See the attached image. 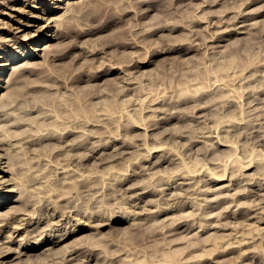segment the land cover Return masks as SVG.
<instances>
[{
    "label": "rangeland",
    "instance_id": "rangeland-1",
    "mask_svg": "<svg viewBox=\"0 0 264 264\" xmlns=\"http://www.w3.org/2000/svg\"><path fill=\"white\" fill-rule=\"evenodd\" d=\"M80 1L82 0H23L11 7L12 9L0 7V100L4 97L12 73L18 69L17 67L21 68L26 62H32L36 66L39 62L37 67L41 69L39 72L37 69L30 76L25 73L28 79L25 80V84L18 87L25 92L19 96L20 101L18 97L11 105V102L2 100L1 102L4 101L3 103L11 106L9 109V105L6 108L5 104L2 107L0 103V116L7 110L9 114H6L10 116L4 114L0 117L8 118L7 120L4 117L6 122L0 119V126L6 125L4 131L0 128L2 130L0 132V202H5L7 207L1 208L0 213L2 215L8 213L6 217L11 219L10 222L7 218L3 219L5 216H1L0 248L5 246L4 250L8 247L17 248L19 242L30 243L34 239L38 240V235L48 239L75 228L79 231L51 249L40 248L30 251L28 256L5 260L3 264H31L30 262L45 264L47 258L51 259V253L56 257L53 260L48 259L50 262L47 261L46 264H70L71 261L74 264H189L188 262L191 261L190 264H264V0H170L172 2L160 3L152 10L146 7L147 4L140 6L135 4L132 9L136 7L137 9L134 11L130 9L132 4H128L127 0L124 2L117 0L116 3L107 0L108 6L103 4L99 6L96 0H87L86 11L78 14L74 20L70 19V22L74 23L75 27L77 24V30L79 27L82 29L89 25L99 26L100 29L94 31L95 33L85 34L86 36L71 33L57 39L50 38L58 31L60 24L58 22L63 14L70 13L68 4L70 7H75L77 4V7ZM155 1L149 0V4H155ZM128 5L131 7L128 8ZM73 7L70 9L72 10ZM6 24H9V28ZM10 28H14L13 32ZM17 29L18 31L15 32ZM168 45H172L175 49L179 47V50L166 53L164 50ZM51 46L52 48L55 46L54 52L51 48L52 53L49 49ZM44 47L51 55L48 51L47 54L45 50L42 51ZM84 52L87 53L86 56ZM46 56L51 57L52 61L49 59L48 62L51 65L47 63ZM77 57L80 59L77 60ZM116 66H120L121 69ZM69 74L73 76V82ZM50 87L52 90H48ZM49 97H53L51 101ZM43 99L45 102H50L48 103L50 107L48 104L44 105V108L46 106L48 109L40 107L44 104ZM32 102L35 105L30 104ZM30 106L35 108L36 113L28 111L33 109ZM65 106L72 109H67ZM37 110L42 116L44 112L47 113L44 114L47 124L52 123L53 127L59 124V130L58 127H54L56 130L64 132V129L73 128L74 132L65 137L57 136V142L45 140L40 143L41 145L43 142L49 143L47 146L44 143L42 146L40 144L29 146L26 143L27 139L22 141L20 137L27 135L26 137L30 138V135L37 132L36 123L39 120L38 124H41L40 117H42L37 114ZM26 111L27 114L24 113ZM20 114L24 116L23 118L27 117L28 120H24L30 122V125L33 116L36 122L33 124L36 125L9 127L7 124H11L10 120L14 116L21 117ZM15 117L11 121L14 122ZM72 120H76L74 121L76 124ZM44 123L41 124L44 126L41 127L43 133L47 130L45 126H49ZM51 126L48 127L50 129L48 132L52 133V129H55ZM13 129L18 133L15 131V134ZM39 130L41 131L40 128ZM10 131H13L14 136L12 133H10L11 137L9 136ZM86 131L87 134L83 135ZM89 133L94 138H90ZM15 140H20V143L12 144L11 142ZM92 140L93 143L99 144L96 146H99V149H96L95 144L90 143ZM73 143L83 144L72 148L70 145ZM53 144L54 146L60 144L65 150L60 145H57V149L53 148ZM89 145L94 148L91 149ZM84 146L89 147L86 149ZM33 147H36L35 150ZM46 147L56 151L52 152V149ZM11 150L15 154L18 152V157L22 156L20 161L17 155V158L14 157L16 160L12 159L15 154ZM43 150H48L49 156L46 157L47 152L43 153ZM62 150L67 151L68 154L63 153ZM87 150L89 152H85ZM23 151L30 154V157L25 152L23 156ZM8 154L11 157L10 155L7 157ZM24 157L28 161L24 160ZM7 160L10 162H6ZM9 163L14 164V170ZM28 163V168L31 166L32 170L28 171ZM69 163L70 165L75 163V166L81 168L76 167L77 172H74V169L76 170L74 164L72 167ZM57 165H60V168L62 165L64 167L58 169ZM66 167L72 173L66 171L69 176L62 175L61 178L59 172H63ZM53 169L55 171H52ZM13 173L17 175V180ZM90 173L92 176L93 173L96 174L98 178L94 176L97 178L94 179L91 175L89 177ZM77 174H80L79 177ZM28 176L30 179L27 178ZM86 176L93 180L85 179L83 185ZM21 177L23 178L20 179ZM33 177L38 180H32ZM76 177L83 182L80 183ZM122 177H125L124 180ZM34 181H40L41 184ZM78 182L82 186H79ZM1 183H4L5 188ZM67 183H71L69 187ZM135 183L136 187L133 185ZM90 184L97 187V194ZM72 185H76L78 189L73 188ZM87 185L90 192L92 190L95 192L90 193ZM104 185L105 189L111 187L105 190ZM84 186L85 189L82 188ZM30 188L31 190L33 188L32 191L36 194L32 193ZM21 189L25 190H22V194L19 193ZM99 190L101 192L103 190V194ZM28 194L30 195L27 196ZM82 194H86V197ZM101 194L103 196H100ZM18 195H22L20 200H23L20 201L21 203H14ZM87 195L91 197L88 198ZM111 195H113L112 199ZM46 197L48 198L45 199ZM94 199L97 201L106 199V201H96L98 206L92 207ZM34 200H42L41 203L36 202L39 208ZM86 203L90 211L86 208ZM31 204L36 205L37 208ZM14 206L19 210L18 213ZM61 207L62 209L59 210ZM40 209L43 210L42 213L37 211ZM122 209L126 210L125 214ZM73 210L77 214H74ZM62 211H65L64 215ZM9 212L12 214L10 215ZM102 216L104 217L101 219ZM3 220L6 221L1 222ZM172 220L174 223L178 220L176 225ZM19 222L23 224H19L20 227ZM89 224L93 225L88 226ZM95 224L98 226L95 227ZM100 224L103 225L100 227ZM13 226L21 228L20 232L11 233L10 229ZM38 228H41L40 233L43 228L45 229L43 234L36 235ZM160 229L163 230V234L158 232ZM158 234H161V237ZM192 236H195L194 239L198 241L199 246L193 243ZM12 239L15 242H12ZM199 241L204 243L200 244ZM76 243L79 249L76 248L78 247ZM62 246H66L67 249L69 247L66 254L64 250L66 248ZM191 247L193 251L197 250L193 252ZM199 247L201 249H198ZM70 250L75 254L72 255V260L68 261V258L71 259ZM86 251L91 253L88 254ZM48 252H51L50 255L47 254ZM187 253L192 255L188 256ZM59 257L61 261L64 260L62 263H59ZM110 257L116 258L117 262ZM107 260L109 262H105ZM184 260L187 263H184Z\"/></svg>",
    "mask_w": 264,
    "mask_h": 264
},
{
    "label": "bare ground",
    "instance_id": "bare-ground-1",
    "mask_svg": "<svg viewBox=\"0 0 264 264\" xmlns=\"http://www.w3.org/2000/svg\"><path fill=\"white\" fill-rule=\"evenodd\" d=\"M21 1H23V0H3V1L0 2V7L2 8V6H3V7H5L6 9H10L11 7H14V5H15L16 3H20ZM86 1H87V0H82V1H80L81 3L79 2V3H80V4H78L79 6L76 7L77 4L75 5L76 8L73 7V6H71V7H73L72 10L70 9V8H71V7H70V4H68V5H69L70 13L68 12V15L65 13L66 16H65V14H63L64 16H62V18H60V20H59V18H58L59 22H58V21H57V22L60 23L59 26H58L59 28L57 29L58 31H57L55 34L53 33V36H50V38L57 39V38L63 37V35H64V36H67L68 34H71V33H72L73 35H77V36H78V35H81V36H82V35H85V34H90V33H92V32L95 33L94 31L100 29L99 26L96 27V26H93V25H91V26L89 25V27H87V28H85V26H84L82 29H80V27H79V29L77 30V28H76V27H78L77 24H76V27H75V24L72 23V22H70V19H73V20H74V18L77 17L78 14L83 13V12L86 11V9H87V6L85 5ZM96 1L99 3V6L102 5V4L105 5V6H108V3L106 2L107 0H96ZM104 1H105V2H104ZM112 1H114V2L116 3L117 0H112ZM119 1H120V2H124V0H119ZM151 1H152V0H151ZM169 1H170V0H156V1H155V2H156L155 4H149V3H150L149 0H129V1L127 0L128 4H132V5H131L132 7L128 5V6H129L128 8L131 7L130 9H131L132 11H134V9H137V7L134 8V9H132V8L134 7L133 5H135V4L138 5V6H140L141 4H145V5L147 4L146 7H147L148 9H151V10H152V8H154V7L157 6L158 4H160V3H165V2H169ZM120 2H119V3H120ZM170 2H172V1H170ZM178 2H179V1H178ZM151 3H152V2H151ZM68 5H67V6H68ZM19 7H20V6H19ZM11 9H12V8H11ZM74 9H75V10H74ZM125 9H126V8H125ZM66 10H67V9H66ZM127 10L129 11V9H127ZM131 10H130V11H131ZM130 11H129V12H130ZM0 12H1V11H0ZM18 12H19V11H18ZM22 12H23V10H22ZM125 12H127V11H125ZM125 12H124V13H125ZM129 12H128V13H129ZM20 13H21V12H20ZM23 13H24V12H23ZM3 14H4V13H3ZM7 14H8V13H7ZM7 14H6V15H7ZM126 15H127V14H126ZM8 16H9V14H8ZM13 16H14V15H13ZM17 20H18V19H17ZM45 20H46V19H45ZM49 20H51V19H49ZM53 20H54V19H53ZM55 20H56V19H55ZM3 22H4V21H3ZM15 22H16V20H15ZM19 22H20V21H19ZM4 23H5V22H4ZM25 23H26V22H25ZM6 25H7V24H6ZM8 25H9V24H8ZM8 25H7V27H8ZM56 25H57V24H56ZM38 26H39V25H38ZM48 26H49V25H48ZM103 26H104V25H103ZM10 27H11V26H10ZM36 27H37V26H36ZM43 27H44V26H43ZM54 27H55V25H54ZM8 28H9V27H8ZM41 28H42V26L40 25V29H41ZM84 28H85V29H84ZM10 29H11V28H10ZM12 29H14V28H12ZM12 29H11V31L13 32ZM37 29H39V27H37ZM40 29H39V30H40ZM153 29H154V28H153ZM8 30H9V29H8ZM39 30H38V31H39ZM151 30H152V29H151ZM16 31H18V29L15 30V32H16ZM40 31H41V30H40ZM55 31H56V30H55ZM15 32H14V33H15ZM33 32H34V31H33ZM4 33H5V32H4ZM25 34H26V33H25ZM27 34H28V33H27ZM29 36H30V35H29ZM70 36H71V35H69V37H70ZM77 36H76V37H77ZM85 36H86V35H85ZM30 37H31V36H30ZM67 38H68V37H67ZM65 39H66V38H65ZM70 40H71V39H70ZM9 41H10V40H9ZM9 41H8V42H9ZM74 46H75V45H74ZM48 47H49V46H48ZM54 47H55V46H54ZM54 47L52 48V46H51V47L49 48L51 53H52L51 48L53 49V52H54V50H55ZM80 47H81V46H80ZM45 48H46V47H44V49H43L42 51L45 50V52H46V54H47L49 51L46 50L47 48H46V49H45ZM76 48H77V47H76ZM82 48H83V47H82ZM164 49H165V48H164ZM80 50H82V49L80 48ZM84 50H85V49H84ZM173 50H179V47L175 49L172 45H168V46H166V49H165L164 51H166V53H167V52L170 53V51H173ZM47 51H48V52H47ZM57 51H58V50H57ZM50 52H49V54H50ZM80 53H81V51H80ZM46 54H45V55H46ZM81 54H82V53H81ZM84 54H85V52H84ZM86 54H87V53H86ZM86 54H85V56H86ZM45 55H44V56H45ZM50 55H51V54H50ZM44 56H42V58H43ZM52 56H53V55H52ZM77 56H78V55H77ZM81 56L83 57V55H81ZM89 56H90V55H89ZM46 57H47V56H46ZM46 57H45V58H46ZM54 57H55V55H54ZM82 57H81V59H83ZM45 58H44V59H45ZM47 58H48V57H47ZM55 58H57V56H56ZM85 58H86V57H85ZM49 59H50V61H52V60H51V57H50V58H48L47 63L49 62ZM78 59H80V57H79V58L77 57V60H78ZM87 59H88V58H87ZM42 60H43V59H42ZM45 60H46V59H45ZM73 60H74V59H73ZM75 60H76V59H75ZM77 60H76V61H77ZM53 61H54V60H53ZM83 61H84V59H83ZM35 63H36V62H35ZM139 63H141V62H139ZM23 64H24V65H23ZM23 64H22L23 66H22L21 68H20V67H17L18 69H16L15 71L12 70L13 73H12V76L10 75L11 78H10V76H9V78H10V80H9V87L7 88L6 93H4V94H5L4 97H2V100H4L5 102H8V103L11 102V103H10L11 105H12V103H13L14 101H16V100L18 99V97H19L22 93H25L24 91L21 90V88H18L21 84H25V80L28 79V78H27L28 76H26L25 73H27V75H29V76H30V75H33V74L35 73V71H37V69H38L37 65H39V62H38V64H36V66H35V64L32 63V62H26V63H23ZM48 64L51 65V63H48ZM80 64L83 65L82 63H80ZM87 64H88V63H87ZM141 64H142V63H141ZM52 65H53V64H52ZM85 65H86V63H85ZM85 65H84V66H85ZM88 65H89V64H88ZM116 67H117V68H120V66H119V67L116 66ZM127 67H128V65H127ZM15 68H16V67H15ZM15 68H13V69H15ZM40 68H41V67H40ZM112 68H113V67H112ZM135 68H137V67H135ZM103 69H104V68H103ZM103 69H102V70H103ZM120 69H121V68H120ZM39 70H41V69H38V72H39ZM102 70H101V71H102ZM126 70H127V69H126ZM71 71H73V70H71ZM71 71H70V72H71ZM120 71H121V70H120ZM117 72H118V71H117ZM121 72H122V71H121ZM37 74H38V73H37ZM72 74H73V73H72ZM74 74H75V73H74ZM82 74H83V73H81V75H82ZM101 74H102V73H101ZM105 74H106V73H105ZM107 74H108V73H107ZM123 74H125V73H123ZM69 75H70V77H71L70 79H71L72 82H73V81H74V79H72L73 76H72L71 74H69ZM75 75H76V74H75ZM77 75H78V74H77ZM79 75H80V74H79ZM81 75H80V76H81ZM0 76H1V74H0ZM98 76H99V75H98ZM101 76H102V75H101ZM83 77H84V76H83ZM92 77H93V76H92ZM75 79H77V76H75ZM79 79H81V78H79ZM91 79H92V78H91ZM132 79H135V78L132 77ZM7 80H8V79H7ZM67 80L69 81V78H68ZM6 82H8V81H6ZM16 87H17V88H16ZM5 88H6V87H5ZM5 88H4V89H5ZM14 88H16V89H14ZM51 88H52V87H50L48 90H50ZM54 88H55V87H54ZM54 88H53V89H54ZM62 88H63V87H62ZM57 89H58V88H56V90H57ZM5 90H6V89H5ZM23 90H24V89H23ZM51 90H52V89H51ZM58 91H59V89H58ZM26 92H27V91H26ZM55 92H56V91H55ZM27 93H28V92H27ZM3 98H4V99H3ZM22 98H23V97H22ZM24 98H25V97H24ZM49 98H50V97H49ZM52 98H53V97L50 98V101H51ZM0 99H1V97H0ZM45 99H46V98H45ZM45 99H43L44 102H42V103H44V104H41V105L38 103V101H35V102H36L37 104H39L40 107H42V109H45V108L48 109V107H50V105H49L48 103H50V102H48L47 100H46L47 102H45ZM47 99H48V98H47ZM2 100H0V103L2 104V107H3V105H4V104L6 105V103H3L4 101L1 102ZM21 100H22V99H21ZM23 100H24V99H23ZM41 100H42V99H41ZM18 101H20V97H19V100H18ZM33 101H34V100H33ZM52 101H53V100H52ZM24 102H27V101H24ZM40 102H41V101H40ZM8 103H7V104H8ZM1 104H0V109H1ZM25 104H26V103H25ZM30 104L35 105V103L33 104V102L30 103ZM47 104H48L49 106H48V107L45 106V108H44V105H47ZM54 104H55V103H54ZM68 104L70 105V103H68ZM5 105H4V106H5ZM8 105H9V104H8ZM8 105H6V108H7ZM13 105H14V104H13ZM26 105L28 106V104H26ZM51 105H52V104H51ZM14 106H16V105H14ZM14 106H12V109H13ZM62 106H63V105H62ZM70 106H71V105H70ZM9 107H11V106L9 105V106H8V109H9ZM31 107H32V106H30V108H31ZM35 107L38 108L39 106H38V107L35 106ZM65 107H66V106H65ZM4 108H5V107H4ZM28 108H29V107H28ZM32 108H33V107H32ZM58 108H60V107H58ZM66 108H67V107H66ZM68 108L70 109L71 107L68 106ZM68 108H67V109H68ZM10 109H11V108H10ZM39 109H40V108H39ZM39 109H38V110H39ZM49 109H50V108H49ZM71 109H72V108H71ZM5 110H7V109H5ZM38 110H37V112H38ZM65 110H66V109H65ZM3 111H4V109H3ZM7 111H8V110H7ZM7 111H6V113H7ZM28 111H33V112H34V111H36V110H35V108H33V109H29ZM44 111H45V110H44ZM44 111H43V112H44ZM48 111H49V110H48ZM48 111H46V112H48ZM50 111H51V110H50ZM52 112H53V111H52ZM70 112H71V111H70ZM0 113H1V111H0ZM6 113L4 112V114H6ZM22 113H23V112H22ZM24 113L27 114V111L24 112ZM28 113H29V112H28ZM30 113H31V112H30ZM34 113H36V112H34ZM34 113H33V114H34ZM49 113H50V112H49ZM4 114H2L1 116H3ZM7 114H9V113H7ZM7 114H6V116H7ZM18 114H19V113H18ZM25 114H24V115H25ZM37 114H40V113L38 112ZM37 114H36V115H37ZM44 114H47V113L44 112ZM44 114H43V116H42V113L40 114L42 117H40V115H37L38 117H40V121H41L40 123H41V124H43L44 122H46V121H45V118H46L45 116H46V115L44 116ZM51 114H52V113H51ZM67 114H68V113H67ZM73 114H74V113H73ZM10 115H11V114H10ZM20 115H21V114H20ZM36 115H35V116H36ZM48 115H49V114H48ZM52 115H53V114H52ZM52 115H51V116H52ZM69 115H70V113H69ZM1 116H0V117H1ZM18 116H19V115H18ZM18 116H16L17 118L14 116V117H15L14 122L11 121V120L14 118V117L12 116L13 118H12V119L10 118L11 120L9 119L10 122H11V124H7V123H9V122H7V123H5V124L9 125V127H11V128H12V127H13V128H14V127L17 128L18 126L21 127V125H23V126H24V125H25V126H30V127H31V125H32V127H33V125H34V126H35L36 124L38 125V128H36L37 126L35 127L36 129H38V130H36L37 132H36L34 135H30L31 137L33 136V137H35V138H31V137L28 138V137H26L27 135L22 136V137L17 136L18 138L20 137V140H22V141H23V140L26 141V139H27L26 143H27L29 146H32V145H34V144H37V145H38V144H40L42 141H45V140H48V141H49V140H55V141H56V138H58L57 136L65 137L66 135H69V134H71V133L74 132V131L72 130L73 128H72V129H64V130H65L64 132H62V131H58V130H59V127H58L59 124H58V123H57V126L55 125L56 127H58V130H56V129L54 128L55 126H54V127L51 126V125H52L51 122L54 121V119H53V120L50 122L51 125H50V124H47L48 122H46V124L49 125V126H51L52 128H54L55 130H53V129L51 128L53 132H52V133H51L50 131L48 132V129H49L48 127H49V126H47V127L45 126V128L47 129L46 131H47L48 133H46V131H45V133H43L44 130H42L41 127L44 128V126L41 125V124H38V123H39V120H38V122L36 123V122L34 121L35 118L33 119V116H32L31 119H32L33 121L31 122L32 124L30 125V122H27V120H28L27 117L23 118L24 116L22 117V115H21V117L23 118V119H22L21 117H18ZM25 116H26V115H25ZM29 116H31V115H29ZM53 116H54V115H53ZM56 116H57V113H56ZM66 116H67V115H66ZM73 116H75V115H73ZM4 117H5V116H4ZM4 117H3V118H0V119L3 120ZM7 117H10V116H7ZM5 118H6V117H5ZM28 118H29V117H28ZM41 118H42V120H41ZM50 118L52 119L53 117H50ZM57 118H58V117H57ZM60 118H62V117H60ZM68 118H70V117L68 116ZM75 118H77V117H75ZM6 119L8 120V118H6ZM24 119H27V120H24ZM29 119H30V118H29ZM31 119H30V120H31ZM48 119H49V117H48ZM70 119H71V118H70ZM58 120H59V119H58ZM4 121H5V119H4ZM36 121H37V120H36ZM68 121H69V120H68ZM72 121H73V120H72ZM74 121H76V120H74ZM74 121H73V123H74ZM5 122H6V121H5ZM12 122H13V123H12ZM70 122H71V121H70ZM86 122H87V121H86ZM33 123H36V124H33ZM5 124H3V125H5ZM46 124L44 123V125H46ZM71 124H72V123H71ZM74 124H76V123H74ZM39 125H40V126H39ZM92 125H93V123H92ZM25 126H24V127H25ZM73 126H75V125H73ZM5 127H6V125H5L4 127H3V126H2V127L0 126V128H2V130H3V128H5ZM9 127H8V131H9ZM24 127H23V128H24ZM16 128H15V129H16ZM39 128L41 129V131L39 130ZM60 128H61V126H60ZM5 129H6V128H5ZM2 130L0 129V132H2ZM11 130H12V129H11ZM49 130H50V129H49ZM61 130H63V129L61 128ZM3 131H4V130H3ZM8 131H7V132H8ZM13 131H14V129H13ZM13 131H12V132H11V131L9 132V136L11 135L10 133H12V135L14 136V133H15L16 130L14 131V133H13ZM18 131H19V130H18ZM27 131H28V128H27ZM32 131H33V130H32ZM21 132H22V131H21ZM23 132H24V131H23ZM28 132H29V131H28ZM33 132H34V131H33ZM77 132H78V131H77ZM87 132H88V131H86L85 134H84L83 132H81V133H83V135H86ZM89 132H90V131H89ZM5 133H6V132H4L3 135H5ZM16 133H18V132L16 131ZM16 133H15V134H16ZM81 133H80V134H81ZM92 133H93V132H92ZM0 134H1V133H0ZM20 134H21V133H20ZM25 134H27V133H25ZM30 134H31V132H30ZM32 134H33V133H32ZM76 134H77V133H76ZM90 134H91V133H89L88 136H90V138H94V136H93L92 134H91V135H90ZM7 135H8V134H7ZM7 135H6V137L9 139V137H8ZM17 135H18V134H17ZM71 135H72V134H71ZM77 135H78V134H77ZM83 135H82V136H83ZM15 136H16V135H15ZM79 136H80V135H79ZM91 136H93V137H91ZM10 137H11V136H10ZM83 137H86V136H83ZM95 137H96V136H95ZM108 137H109V136H108ZM110 137H111V136H110ZM13 138H14V137H13ZM88 138H89V137H88ZM90 138H89V139H90ZM97 138H98V136H97ZM99 138H100V137H99ZM111 138H112V137H111ZM115 138H116V137H114V140H115ZM117 138H118V137H117ZM0 139H1V138H0ZM3 139H4V138H3ZM15 139H17V138H15ZM62 139H63V138H62ZM65 139H66V138H65ZM65 139H64V141H66ZM74 139H75V138H74ZM80 139H81V137H80ZM86 139H87V138H86ZM86 139H85V140H86ZM121 139H122V138H121ZM121 139H120V140H121ZM9 140H10V139H9ZM20 140H19V141H20ZM58 140H59V139H58ZM85 140H84L83 142H85ZM87 140H88V139H87ZM122 140H123V139H122ZM122 140H121L120 142H122ZM11 141H12V140H11ZM15 141H16V140H15ZM15 141H14V142H11V143H12V144H13V143H14V144H15V143L18 144L19 141H16V142H15ZM61 141H62V140H61ZM68 141H69V140H68ZM68 141H67V142H68ZM88 141H89V140H88ZM117 141H119V140L117 139ZM125 141H126V140H125ZM2 142H3V140H2ZM7 142H9V141H7ZM53 142H54V141H53ZM56 142H57V141H56ZM56 142H55V143H56ZM81 142H82V141H81ZM94 142H95V141H94ZM107 142H109V141H107ZM11 143H10V144H11ZM19 143H20V142H19ZM43 143L46 144L45 142H43ZM43 143H42V145H44ZM51 143H52V142H51ZM55 143H54V144H55ZM59 143H60V140H59ZM62 143H63V142H62ZM90 143H93V140H92V142L90 141ZM104 143L106 144V142H104ZM109 143H110V142H109ZM109 143H108V144H109ZM7 144H8V143H7ZM21 144H23V143L21 142ZM21 144H19V145H21ZM24 144H25V143H24ZM47 144L49 145V143H47ZM47 144H46V146H47ZM54 144L52 145V147H53V148L56 147V149H57V145H58V144H57L56 146H54ZM64 144H65V142H64ZM82 144H83V143H81V144H75V143H73V144H71V145L69 144V145H70L72 148H74V147L76 148V147H78V146H80V145H82ZM87 144H89V143H87ZM93 144H95V143H93ZM97 144H98V143L95 144V147L97 146ZM100 144H101V143H100ZM124 144H125V143H124ZM28 145H27V146H28ZM37 145H36V146H37ZM42 145L40 144V146H42ZM59 145H60V144H59ZM59 145H58V146H59ZM98 145H99V144H98ZM102 145H103V143H102ZM102 145L100 146V148L102 147ZM3 146H4V145H3ZM17 146H18V145H17ZM27 146H26V147H27ZM34 146H35V145H34ZM50 146H51V145H50ZM60 146H61V145H60ZM89 146H91V145H89ZM89 146H87V148H86L85 146H84V147H85L86 149H88ZM93 146H94V145H93ZM43 147H44V146H43ZM61 147H63V146H61ZM61 147H58V148H61ZM98 147H99V146H98ZM98 147H96V149H97ZM104 147H105V146H104ZM104 147H103V148H104ZM18 148H19V147H18ZM20 148H23V147L20 146ZM24 148H25V145H24ZM33 148H34V150H35L36 147H33ZM38 148H39V147H38ZM47 148L49 149L50 147H46V149H47ZM63 148H64V150H65V147H63ZM90 148L93 149L94 147L92 148V146H91ZM27 149H28V147H27ZM30 149H31V148H30ZM50 149H52V148H50ZM50 149H49V150H50ZM56 149H55L54 151H53V149H52V152H55ZM91 149L89 150L90 152H91ZM98 149H99V148H98ZM101 149H102V148H101ZM104 149H105V148H104ZM117 149H118V148H117ZM123 149H124V148H123ZM24 150H25V149H24ZM38 150H39V149H38ZM41 150H42V149H41ZM58 150H59V149H58ZM60 150H61V149H60ZM64 150H62V152H63ZM121 150H122V149H121ZM11 151H13V150H11ZM11 151H9V152H11ZM25 151H26V150H25ZM25 151H23L22 154H23ZM29 151H30V150H29ZM44 151H46V150H43L42 152L44 153ZM47 151H48V150H47ZM47 151H46V152H47ZM72 151H73V150H72ZM89 151L87 150V151H85V152H89ZM9 152H8V153H9ZM16 152H17V151H16ZM52 152H51V153H52ZM70 152H71V151H70ZM95 152H96V151H95ZM97 152H98V151H97ZM13 153H14V151H13ZM25 153H26L28 156L30 155V154H28L27 152H25ZM25 153H24V154H25ZM30 153H32V155H34L33 152H30ZM49 153H50V152H49ZM59 153H60V152H59ZM63 153H67V154H68L67 151H66V152H63ZM83 153H84V152H83ZM14 154H15V153H14ZM17 154H18V152L15 154V156H13L12 159H15L14 157H16ZM24 154H23V156H24ZM53 154H54V153H53ZM61 154H62V153H61ZM71 154H72V153H71ZM79 154H80V153H79ZM88 154H89V153H88ZM9 155H10V154H8L7 157H9ZM20 155H21V153H20ZM56 155H57V154H56ZM69 155H70V154H69ZM69 155H67V156H69ZM72 155H73V154H72ZM86 155H87V154H86ZM91 155H92V154H91ZM18 156H19V155H17V157H18ZM28 156H27V157H28ZM36 156H37V155H36ZM47 156H49V155H48V152H47L46 157H47ZM63 156H64V159H65V155H63ZM87 156H88V155H87ZM0 157H1V156H0ZM7 157H6V159H9V158H7ZM10 157H11V155H10ZM17 157H16V158H17ZM20 157H22V156H20ZM20 157H18L17 159L19 160ZM29 157H30V156H29ZM37 157H38V156H37ZM46 157H45V158H46ZM52 157H53V156H52ZM56 157H57V156H56ZM69 157H71V156H69ZM32 158H33V157H32ZM42 158H43V157H42ZM60 158H61V157H60ZM71 158H72V157H71ZM76 158H78V156H76ZM76 158H75V159H76ZM79 158L81 159V156H80ZM103 158H104V157H103ZM0 159H1V158H0ZM21 159H22V158H21ZM25 159L28 161V159L24 157V160H25ZM40 159H41V156H40ZM40 159H39V160H40ZM48 159H49V157H48ZM66 159H67V158H66ZM82 159H84V158H82ZM85 159H86V157H85ZM90 159H91V158H90ZM15 160H16V159H15ZM24 160H23V162H24ZM30 160L32 161L31 158H30ZM44 160H46V159H44ZM57 160H58V159H57ZM59 160H60V159H59ZM59 160H58V161H59ZM67 160H68V159H67ZM70 160H71V159H69V161H70ZM87 160H88V159H87ZM87 160H85V161H87ZM103 160H105V158H104ZM13 161H14V160H13ZM19 161H20V160H19ZM33 161H34V160H33ZM37 161H38V160H37ZM47 161H48V160H47ZM52 161H53V160H51V162H52ZM60 161H61V160H60ZM69 161H68V162H69ZM82 161H83V160H82ZM145 161H148V160H145ZM1 162H2V161H1ZM6 162H10V161L7 160ZM15 162H17V161H15ZM23 162H19V163L21 164V163H23ZM39 162H40V161H39ZM39 162H38V164H39ZM49 162H50V161H49ZM51 162H50V163H51ZM54 162H55V161H54ZM68 162H66L67 165H68ZM71 162H72V161H71ZM71 162H70V163H71ZM13 163H14V162H13ZM13 163H12V164H13ZM17 163H18V162H17ZM25 163H26V162H25ZM57 163H58V162H57ZM66 163H64V164L66 165ZM70 163H69V165H70ZM79 163H80V162H79ZM79 163H78L77 165H79ZM9 164H10V163H9ZM30 164H31V163H30ZM42 164H43V162H42ZM55 164H56V163H55ZM55 164H54V165H55ZM59 164H60V162H59ZM62 164H63V163H62ZM64 164H63V165H64ZM73 164H74V166H75V163H72V165H70V166L73 167ZM80 164H81V163H80ZM10 165H11V164H10ZM10 165L8 166V168L10 167ZM13 165H14V164H13ZM13 165H11L12 169H13V167H14ZM15 165H16V164H15ZM34 165H35V164H34ZM45 165L48 167L47 164H45ZM54 165H53V166H54ZM63 165L61 166V168L59 167L60 165H57V166H58V169H59V168H60V169H63V168H62V167H64ZM81 165H82V164H81ZM17 166H19V165H17ZM17 166H16V167H17ZM23 166H25V165H23ZM28 166H29V163L27 164V168H28ZM38 166H39V165H38ZM51 166H52V165H51ZM53 166H52V167H53ZM20 167H21V166H20ZM68 167H69V166H68ZM68 167H66V168L64 169V171L61 170V171H63V172H59V174H61V175H60L61 178H62V175H64V177H65V175H68V172H66V171H71V170H68ZM76 167H77V166H75V168H76ZM82 167L84 168L83 165H82ZM1 168H2V167H1ZM18 168H19V167H18ZM31 168H32V167L30 166V168H28V171H29V169H31ZM35 168H36V167H35ZM39 168H40V167H39ZM50 168H51V167H50ZM50 168H49V169H50ZM55 168H56V165H55ZM70 168H71V167H70ZM70 168H69V169H70ZM77 168L79 169V168H81V167L78 166ZM77 168H76V170L74 169V172H77ZM22 169H25V168L22 167ZM22 169H20V170H22ZM46 169H47V168H46ZM71 169H73V168H71ZM2 170H3V169H2ZM13 170H14V169H13ZM31 170H32V169H31ZM31 170H30V171H31ZM6 171H7V170H6ZM6 171H5V172H6ZM26 171H27V170H26ZM33 171H34V170H33ZM33 171H32V172H33ZM36 171L38 172V170H36ZM40 171H41V170H40ZM44 171H45V168H44ZM52 171H55V170L53 169ZM52 171L50 170V172H52ZM79 171H81V170H79ZM7 172H8V171H7ZM16 172L19 173V171H17V170H16ZM16 172H14V173H16ZM64 172H66V173H64ZM82 172H83V174H84V171H82ZM9 173H10V171H9ZM14 173H13V174H14ZM23 173H24V171H23ZM34 173H35V172H34ZM38 173H39V172H38ZM38 173H36V174H38ZM43 173H44V172H43ZM46 173H47V172H46ZM54 173H55V172H54ZM54 173H53V174H54ZM57 173H58V172H57ZM71 173H72V171H71ZM94 173H95V172H94ZM94 173H93V175L95 176L96 174H94ZM19 174H20V173H19ZM26 174H27V172H26ZM36 174H35V175H36ZM80 174H81V173H80ZM80 174H77L78 177H79ZM22 175H23V174H22ZM43 175H44V174H43ZM50 175H51V174H50ZM50 175H49V176H50ZM81 175H82V174H81ZM84 175H87V174H84ZM84 175H83V177H85ZM88 175H89V177H91V176H92V173H90V174H88ZM90 175H91V176H90ZM120 175H122V174H120ZM123 175H124V174H123ZM14 176H16L15 179L17 180V175L14 174ZM14 176H13V177H14ZM31 176H33V174H32ZM44 176H45V175H44ZM52 176H54V175H52ZM55 176H57L56 173H55ZM68 176H69V175H68ZM94 176H92L94 179H97V178H98L97 176H95V177H97V178H95ZM98 176H99V175H98ZM125 176H126V175H125ZM128 176H129V174H128ZM18 177H20V176L18 175ZM24 177H25V176H24ZM42 177H43V176H42ZM83 177H81V178H83ZM89 177L86 176V178L83 179V181H84L83 185H85V179H86V180H91ZM22 178H23V177H21L20 179H22ZM27 178H29V176H28ZM27 178H26V179H27ZM39 178H40V177H39ZM43 178H44V177H43ZM51 178H52V177H51ZM58 178H59V176H58ZM66 178H67V177H66ZM73 178H74V177H73ZM76 178H77V177H76ZM76 178H75V181H77V179H78V178H77V179H76ZM88 178H89V179H88ZM124 178H125V177H124ZM124 178L122 177L123 180H124ZM13 179H14V178H13ZM24 179H25V178H24ZM24 179H23V180H24ZM29 179H30V178H29ZM29 179H28L27 181H29ZM33 179H36V178L33 177L32 180H33ZM45 179H46V178H45ZM49 179H50V178H49ZM55 179H56V178H55ZM55 179H54V180H55ZM64 179H65V178H64ZM70 179H72V178H70ZM70 179H69V180H70ZM36 180H38V179H36ZM40 180H41V179H40ZM54 180H53V181H54ZM60 180H61V179H60ZM73 180H74V179H73ZM78 180H80V179H78ZM92 180H93V179H92ZM92 180H91V181H92ZM19 181H20V180H19ZM30 181H31V180H30ZM70 181H71V180H70ZM70 181H69V182H70ZM83 181L80 180L79 182L81 183V182H83ZM91 181H90V182H91ZM95 181H96V180H95ZM118 181H119V180H118ZM127 181H129V180H127ZM15 182H16V181H15ZM24 182H25V181H24ZM32 182H33V181H32ZM34 182H39V184H41L40 181H34ZM41 182L43 183V181H41ZM44 182H45V181H44ZM48 182H49V180H48ZM67 182H68V181H67ZM71 182H72V181H71ZM79 182H78V183H79ZM116 182H117V181H116ZM116 182H115L114 184H116ZM119 182H120V181H119ZM122 182H123V181H122ZM25 183H28V182H25ZM25 183H24V184H25ZM50 183H51V182H50ZM58 183H59V182H58ZM63 183H64V182H63ZM74 183H75V182H74ZM80 183H79V186H82V184H80ZM86 183H87V182H86ZM173 183H174V182H173ZM1 184H2V183H1ZM3 184H4V183H3ZM3 184H2V185H3ZM20 184H21V183H20ZM28 184H30V183H28ZM28 184H27V185H28ZM43 184H44V183H43ZM45 184H46V183H45ZM51 184H52V183H51ZM64 184H65V183H64ZM70 184H71V183H70ZM70 184L67 183V186L69 187ZM87 184H88V183H87ZM92 184H94V183H92ZM92 184H90V185L93 186ZM108 184H109V183H108ZM117 184H118V183H117ZM119 184H123V183H119ZM2 185H1V187H2ZM25 185H26V184H25ZM30 185H32V183H31ZM33 185H34V183H33ZM56 185H57V184H56ZM76 185H78V184L76 183ZM76 185H74V186L72 185L73 188L76 187ZM102 185H103V184H102ZM110 185H111V184H110ZM133 185H135V187H136V183L133 184ZM3 186H4V185H3ZM22 186H23V185H22ZM38 186H39V185H38ZM65 186H66V185H65ZM72 186H71V187H72ZM91 186H90V188H93V187H94V186H93V187H91ZM96 186H97V184H96ZM106 186H107V184H106ZM117 186H118V185H117ZM28 187H29V186H28ZM33 187H34V186H33ZM62 187H63V186H62ZM71 187H70V188H71ZM86 187H88L87 189H88V191H89V190H90V189H89V186L87 185ZM104 187H105V185L103 186V188H104ZM110 187H111V186H110ZM110 187L108 186L106 189L108 190V188H110ZM114 187H115V186H114ZM120 187H121V185H120ZM131 187H132V185H131ZM131 187H129V188L131 189ZM137 187H139V186H137ZM4 188H5V186H4ZM24 188L26 189V187H24ZM34 188H35V187H34ZM39 188H40V187H38V191H39ZM76 188H77V187H76ZM82 188L85 189V186L82 187ZM96 188H97V187H94L95 191H96ZM99 188H100V187H99ZM103 188H102V189H103ZM115 188H116V187H115ZM148 188H149V187H148ZM151 188H153V187H151ZM35 189H37V188H35ZM41 189H42V188H41ZM77 189H78V188H77ZM104 189H105V188H104ZM104 189H103V190H104ZM106 189H105V190H106ZM133 189H134V186H133ZM22 190H23V189H21V191L19 190L20 192H19V191H18V192H19L20 194H22V193H21ZM26 190H27V189H26ZM32 190H33V188H32ZM32 190H31V188H30V191H31L32 193H35V192L32 191ZM61 190L63 191V188H62ZM73 190H74V189H73ZM75 190H76V189H75ZM91 190H92V189H91ZM100 190H101V189H100ZM100 190H99V191H100ZM103 190H102V192L100 191L102 194H103ZM117 190H119V188H118ZM131 190H132V189H131ZM23 191H25V190H23ZM36 191H37V190H36ZM42 191H43V190H42ZM78 191H79V190H78ZM92 191H94V190H92ZM92 191H91V192H92ZM95 191H94V192H95ZM110 191H111V190H109V192H110ZM115 191H116V190H115ZM115 191H114V192H115ZM122 191H123V190H122ZM148 191H149V190H148ZM150 191H151V190H150ZM18 192H17V193H18ZM26 192H28V191H26ZM26 192H25V193H26ZM39 192H40V191H39ZM67 192H68V191H67ZM79 192H80V191H79ZM81 192H82V190H81ZM89 192H90V191H89ZM89 192H88V193H89ZM91 192H90V193H91ZM117 192H118V191H117ZM117 192H116V193H117ZM120 192H121V191H120ZM151 192H152V191H151ZM29 193H30V192H29ZM44 193H45V192H44ZM75 193H76V192H75ZM82 193H84V192H82ZM85 193H87V191H85ZM88 193H87V194H88ZM98 193H99V192H98ZM106 193H108V192L106 191ZM110 193H111V192H110ZM152 193H154V191H153ZM23 194H24V192H23ZM30 194H31V193H30ZM30 194H28L27 196H29ZM35 194H36V193H35ZM67 194H68V193H67ZM70 194H71V193H70ZM73 194H74V193H73ZM76 194H77V193H76ZM76 194H75V195H76ZM78 194H80V193H78ZM95 194H97V191H96ZM102 194H101L100 196H103ZM112 194H114V193H112ZM260 194H261V193H260ZM260 194H259V195H260ZM25 195H26V194H25ZM31 195H33V194H31ZM37 195H39V194H37ZM50 195H51V194H50ZM53 195H54V194H53ZM57 195H58V193H57ZM82 195H84V194H82ZM85 195H86V194H85ZM85 195H84V196H85ZM91 195H92V194H91ZM114 195H116V194H114ZM117 195H119V194H117ZM261 195H263V194H261ZM18 196H19V195H18ZM20 196H21V198H22V195H20ZM20 196L17 198V200L14 199L13 202L15 203V202H20L21 200H23V199L20 200ZM34 196H36V195H34ZM34 196H33V197H34ZM51 196H52V195H51ZM87 196H88V195H87ZM93 196H95V195L93 194ZM108 196H109V194L106 195L107 199H108ZM112 196H113V195H111V197H110L111 199H112ZM134 196H136V195H134ZM138 196H139V195H138ZM141 196H142V195H141ZM10 197H11V196H10ZM60 197H61V196H60ZM63 197H64V196H63ZM85 197H86V196H85ZM90 197H91V196H90ZM90 197L88 196V198H90ZM106 197H104V198H106ZM254 197H255V196H254ZM6 198H7V197H6ZM26 198H27V197H26ZM29 198H30V197H29ZM29 198H28V199H29ZM31 198H32V196H31ZM34 198H35V197H34ZM43 198H44V197H42V199H43ZM47 198H48V197H46L45 199H47ZM54 198H55V197H54ZM61 198H62V197H61ZM68 198H69V197H68ZM71 198H72V195H71ZM73 198H74V197H73ZM77 198H78V197H77ZM88 198H87V202H88ZM95 198H96V197H95ZM101 198H103V197H101ZM110 198H109V201H110ZM24 199H25V196H24ZM50 199H51V198H50ZM52 199H53V198H52ZM52 199H51V200H52ZM57 199H58V197H57ZM65 199H66V198H65ZM96 199H97V198H96ZM136 199H138V198L136 197ZM10 200H11V199H10ZM10 200H9V201H10ZM30 200H32V199H30ZM30 200H29V201H30ZM68 200H69V199H68ZM91 200H92V199H91ZM100 200L102 201L103 199H100ZM100 200H99V201H100ZM5 201H6V200H5ZM24 201H26V199H25ZM24 201H23V203H24ZM27 201H28V200H27ZM34 201H35V200H34ZM37 201L41 203L42 200H41V201L37 200ZM37 201H35L34 203H36ZM43 201H44V200H43ZM46 201H47V200H46ZM53 201H54V199H53ZM58 201H60V200H58ZM65 201H66V200H65ZM71 201H72V200H71ZM94 201H95V202H94ZM96 201H97V200H95V199L93 200V202H94L93 205H94V206L92 205V207H95V205L98 206V205L96 204ZM99 201H97V202H99ZM103 201H106V199L103 200ZM254 201H255V200L253 199V202H254ZM21 202H22V201H21ZM21 202H20V203H21ZM32 202H33V201H32ZM32 202H31V203H32ZM38 202H37V203H38ZM55 202H56V200H55ZM89 202H90V200H89ZM93 202H92V203H93ZM107 202H108V201H107ZM107 202H106V204L109 203V202H108V203H107ZM27 203H28V202H27ZM27 203H26V204H27ZM34 203H33V204H34ZM37 203H36V205L38 206ZM40 203H39V204H40ZM44 203H45V202H44ZM48 203H51V202H48ZM53 203H54V202H53ZM101 203H102V202H101ZM0 204H1V205H0V209L6 207V206H5V202H0ZM16 204H17V203H16ZM28 204H29V203H28ZM45 204L48 205L47 203H45ZM59 204H60V203H59ZM62 204H63V203H62ZM68 204H69V203H68ZM72 204H73V203H72ZM86 204H87V203H86ZM31 205H32V204H31ZM36 205H34V206H36ZM104 205H105V204H104ZM253 205H255V204H253ZM256 205H257V204H256ZM19 206H22V205H19ZM19 206H18V207H19ZM24 206H25V205H24ZM24 206H22V207H24ZM29 206H30V205H29ZM32 206H33V205H32ZM32 206H30V207H32ZM34 206H33V207H34ZM37 206L34 207V208H37ZM42 206H43V205H42ZM42 206H41V208H42ZM44 206H45V205H44ZM50 206H51V204H50ZM63 206H64V205H63ZM66 206H68V205L66 204ZM86 206H87L86 208L89 209V211H90V207H88V204H87ZM89 206H90V205H89ZM99 206H100V204H99ZM101 206H102V204H101ZM53 207H54V205H53ZM53 207H52V208H53ZM6 208H7V207H6ZM13 208L15 209V206H14ZM13 208H12V211H14ZM25 208H26V207H25ZM25 208H24V209H25ZM34 208H33V209H34ZM38 208H39V206H38ZM68 208H69V207H68ZM68 208H67V210H68ZM97 208H100V207H97ZM201 208H202V206H201ZM247 208H248V207H247ZM26 209H27V208H26ZM29 209H30V208H29ZM33 209H32V210H33ZM57 209H58V208H56V210H57ZM61 209H62V207L59 208V210H61ZM72 209H73V207H72ZM72 209H71V211H72ZM245 209H246V208H245ZM10 210H11V207H10ZM51 210H53V209H51ZM51 210H50V211H51ZM63 210H64V209H63ZM75 210H76V209H75ZM75 210H73V211H75ZM91 210H93V209H91ZM123 210H124L123 213L125 214V211H126V210H125V209H122V211H123ZM201 210H202V209H201ZM254 210H256V208H255ZM12 211H11V212H12ZM15 211L17 212V211H19V210H17V208H16ZM15 211H14V212H15ZM20 211H22V209H21ZM26 211H27V210H26ZM26 211H25V212H26ZM34 211H35V210H34ZM37 211H40V212L42 213L43 210L40 209V210H37ZM37 211H35V213H36ZM47 211H48V209H47ZM54 211H55V210H54ZM97 211H98V210H97ZM99 211H100V210H99ZM111 211L113 212V210H111ZM241 211H242V210H241ZM245 211H246V210H245ZM252 211H253V209H252ZM16 212H15L14 214H16ZM23 212H24V211H23ZM27 212H28V211H27ZM27 212H26V213H27ZM32 212H33V211H32ZM48 212H49V211H48ZM64 212H65V211H62L63 215H64ZM69 212H70V211H69ZM78 212H79V211H78ZM92 212H94V211H92ZM95 212H96V210H95ZM129 212H130V211H129ZM9 213H10V212H9ZM12 213H13V212H12ZM12 213H10V215H11ZM17 213H18V212H17ZM19 213H20V212H19ZM29 213H30V212H29ZM29 213H28L27 215H29ZM33 213H34V212H33ZM33 213H32V214H33ZM37 213H38V212H37ZM59 213H60V212H59ZM67 213H68V211H67ZM90 213H91V212H90ZM99 213H100V212H99ZM114 213L116 214V211H115ZM114 213H113V214H114ZM131 213H132V212H131ZM7 214H8V213H7ZM7 214H3V215H2V213H0V220H1V216H2V217L5 216L3 219L7 218V217H6ZM20 214H21V213H20ZM57 214H58V211H57ZM70 214H71V213H70ZM74 214H77L76 211H75ZM100 214H101V213H100ZM102 214H103V213H102ZM104 214H105V213H104ZM104 214H103V215H104ZM113 214H112V215H113ZM115 214H114V215H115ZM124 214H123V215H124ZM127 214H128V213H127ZM239 214H241V213H239ZM8 215H9V214H8ZM25 215H26V214H25ZM27 215H26V216H27ZM33 215H34V214H33ZM33 215L30 214V216H33ZM50 215H51V214H50ZM61 215H62V214H61ZM66 215H67V214H66ZM106 215H107V214H106ZM121 215H122V214H121ZM123 215H122V216H123ZM23 216H24V213H23ZM55 216H56V215H55ZM79 216H80V214H79ZM122 216H121V218H123ZM124 216H125V215H124ZM130 216H131V215H130ZM132 216H133V215H132ZM35 217H37V216H35ZM51 217H52V216H51ZM59 217H60V216H59ZM59 217H58V218H59ZM99 217H100V216H99ZM103 217H104V216H102L101 219H102ZM116 217H118V215H116ZM14 218L16 219V217H14ZM18 218H21V217H18ZM18 218H17V219H18ZM32 218H33V217H32ZM60 218H61V217H60ZM79 218H80V217H79ZM107 218H108V217H107ZM125 218H126V216H125ZM125 218H124V219H125ZM127 218H129V217H127ZM7 219H8V218H7ZM40 219H41V218H40ZM70 219H71V218H70ZM97 219H98V218H97ZM105 219H106V218H105ZM110 219H111V217H110ZM110 219H109V220H110ZM177 219H178V218H177ZM8 220L10 221L11 219H8ZM18 220H19V219H18ZM18 220H17V221H18ZM77 220H78V219H77ZM119 220H120V219H119ZM122 220H123V219H122ZM178 220L181 222L180 219H178ZM178 220H177V221H178ZM182 220H183V219H182ZM5 221H6V220H3V221H1V222H5ZM23 221H24V220H23ZM25 221H26V220H25ZM177 221L175 220V223H174V221L172 220V222H173L175 225H176ZM183 221H185V220H183ZM7 222H8V221H7ZM10 222H11V221H10ZM67 222H68V221H67ZM101 222H102V221H101ZM125 222H126V221H125ZM180 222H178V223H180ZM20 223H21V222L18 223V226H19ZM22 223H24V222H22ZM77 223H78V222H77ZM107 223L109 224V222H107ZM173 223H172V224H173ZM11 224H12V223H11ZM27 224H28V223H27ZM27 224H25V225H27ZM74 224H75V223H74ZM81 224H82V223H81ZM83 224H84V222H83ZM104 224H105V223H104ZM172 224H171V226L173 227ZM20 225H23V224H20ZM28 225H29V224H28ZM48 225H49V224H48ZM48 225H47V226H48ZM50 225H52V224H50ZM54 225H55V224H54ZM85 225H86V224H85ZM92 225H93V224H91V225L89 224L88 226H92ZM101 225H103V224H100L99 226L101 227ZM169 225H170V224H169ZM169 225H168V227H169ZM175 225H174V226H175ZM177 225H178V224H177ZM180 225H182V224H180ZM3 226H4V225H3ZM57 226H58V225H57ZM97 226H98V225H97ZM97 226H96V224H95V227H97ZM163 226H164V225H163ZM8 227H9V226H8ZM10 227H11V226H10ZM10 227H9V228H10ZM19 227H20V226H19ZM19 227H17V226L14 227V226H13V227H12L13 229H12V228L10 229V230H11V233H12V232H13V233H19L20 230H21V228H19ZM52 227H53V226H52ZM52 227H51V228H52ZM59 227H60V226H59ZM59 227H58V228H59ZM73 227H74V226H73ZM175 227H176V226H175ZM188 227H189V226H188ZM48 228H49V227H48ZM51 228H50V229H51ZM60 228H61V227H60ZM71 228H72V227H71ZM71 228H70V230H71ZM166 228H167V227H166ZM169 228H170V227H169ZM169 228H168V229H169ZM23 229H24V228H23ZM38 229H39V230H38L39 233L37 232L36 235H38V234L41 235V234H43V232L45 231V229L43 228L44 231H43V229H42V231H41V233H40V229H41V228H38ZM63 229H64V228H63ZM75 229H76V228H75ZM75 229H72L71 231H69V230L67 231V230L64 229V230L67 231V232H65V233H64V232H63V233L61 232V234H59V235H57V236L54 235L52 238H50V237L46 234V235L49 237L48 239H45L44 237L42 238L41 236L38 235V237H39L38 240H35V239H34V241H32V242H30V243H26V242H23V243H22V242H19L20 244L18 243L19 246H18L17 248H15V247H14V248H10V247H8V248H6V249L4 250V248H5L6 246L3 248V247H2L3 245H2V246H1L2 248H0V259H1L0 263L3 264V263H4L3 261H5V260H9V259L16 258V257H19V256H25V255H27L30 251L38 250V249H40V248H43V249H46V250H47V249H51L52 247H55V246L59 245L61 242H64L68 237H70V236L76 234L77 232H79L78 230L76 231ZM162 229H163V228H162ZM162 229H160V231H158L159 233L162 232L161 234H163V230H162ZM168 229H167V231H168ZM174 229H175V228H174ZM176 229H177V228H176ZM186 229H187V228H186ZM12 230H13V231H12ZM47 230L49 231V229H47ZM81 230H82V229H81ZM81 230H80V231H81ZM164 230H166V229H164ZM170 230H172V229H170ZM170 230H169V231H170ZM52 231H54V230H52ZM167 231H165V232H167ZM172 231H174V230H172ZM177 231H178V230H177ZM181 231H182V230H181ZM201 231H202V230H201ZM56 232H57V230H56ZM158 232H157V233H158ZM165 232H164V234H165ZM45 233H46V232H45ZM48 234H49V233H48ZM56 234H58V233H56ZM161 234H160V235L158 234V236L161 237ZM168 234H169V232H168ZM170 234H172V233H170ZM174 234H176V233H174ZM174 234H173V235H174ZM197 235H198V234H197ZM197 235H196V237L199 236V235H198V236H197ZM11 236H12V235H11ZM164 236H166V235H164ZM164 236H163V239H164ZM168 236H169V235H168ZM25 237H26V236H25ZM194 237H195V236H194ZM194 237L192 236V238H193V240H194L193 243H195V245L199 246V245H198V241L196 242L195 239H194ZM199 237H200V236H199ZM199 237H198V238H199ZM10 238H11V237H10ZM31 238H32V237H31ZM33 238H34V237H33ZM36 238H37V236H36ZM41 238H42V239H41ZM166 238H167V237H166ZM28 239H30V238L28 237ZM39 239H41V240H39ZM184 239H185V238H184ZM187 239H189V237H187ZM10 240H11V239H10ZM164 240H165V239H164ZM166 240H167V242H169L168 239H166ZM170 240L172 241V239H170ZM190 240H191V239H190ZM13 241H14V240L12 239V242H13ZM30 241H31V240H30ZM188 241H189V240H188ZM9 242H10V241H9ZM14 242H15V241H14ZM167 242H166V243H167ZM173 242H174V241H173ZM189 242H190V241H189ZM191 242H192V241H191ZM191 242H190V243H191ZM236 242H237V241H236ZM169 243H170V242H169ZM169 243H168V244H169ZM186 243L188 244L187 241H186ZM199 243H200V241H199ZM201 243H204V242L202 241ZM201 243H200V244H201ZM231 243H233V242H231ZM0 244H2V243H0ZM76 244H77V243H76ZM173 244H174V243H173ZM228 244L230 245V243H228ZM71 245H72V244H71ZM79 245H80V244H79ZM171 245H172V244H171ZM190 245H191V244H190ZM193 245H194V244H193ZM202 245H204V244H202ZM16 246H17V245H16ZM69 246H70V245H69ZM72 246H73V245H72ZM72 246H71V247H72ZM74 246H75V244H74ZM76 246H78V244H77ZM76 246H75V247H76ZM188 246H189V244H188ZM191 246H192V245H191ZM197 246H196V247H197ZM200 246H201V245H200ZM45 247H46V248H45ZM62 247L66 248V246H62ZM67 247H68V246H67ZM80 247H83V246L80 245ZM189 247H190V246H189ZM193 247H195V246H193ZM201 247H202V246H201ZM233 247L235 248V246H233ZM64 248H63V249H64ZM73 248H74V247H73ZM73 248H72V249H73ZM76 248L79 249V246L76 247ZM185 248H186V246H185ZM234 248H233V249H234ZM236 248H237V247H236ZM68 249H69V247H68ZM68 249H67V248L64 249V250L66 251V252L64 251L65 254L68 252V251H67ZM188 249H189V248H187V251H188ZM195 249H196V248H195ZM198 249H201V248L199 247ZM74 250H75V248H74ZM76 250H77V249H76ZM88 250H89V249H88ZM191 250L193 251V248H192V247H191ZM196 250H197V249H196ZM196 250H194V251H196ZM231 250H232V247H231ZM235 250H236V249H235ZM70 251H71V250H70ZM81 251H82V249H81ZM194 251H193V252H194ZM236 251H237V250H236ZM236 251H234V252H236ZM75 252H76V251H75ZM86 252H87V251H86ZM88 252H89V251H88ZM88 252H87V253H88ZM188 252H189V251H188ZM49 253H51V252H48L47 254L50 255ZM59 253H60V252H59ZM90 253H91V251H90ZM90 253H88V254H90ZM92 253H94V252H92ZM190 253H192V252H190ZM237 253H238V251H237ZM240 253H242V252L240 251ZM240 253H239V254H240ZM243 253H244V251H243ZM30 254H31V253H30ZM52 254H53V253H51L50 256L53 257ZM62 254H63V250H62ZM74 254H75V253L71 251V254L69 255V256L71 257V259L68 258L67 260H68V261H69V260L71 261V260H72V255H74ZM80 254H81V252H80ZM82 254L85 255V253H82ZM185 254H186V253H185ZM187 254H188V253H187ZM28 255H29V254H28ZM28 255H27V256H28ZM33 255H34V254H32V256H33ZM95 255H96V254H95ZM99 255H100V254H99ZM189 255H190V254H188V256H189ZM191 255H192V254H191ZM191 255H190V256H191ZM263 255H264V254H263ZM46 256H47V255H46ZM46 256H45V257H46ZM50 256H49V257H50ZM85 256H86V255H85ZM52 257H50L51 259H49V258L46 257L47 260H45V262L47 263L48 259H49V260H53L56 256L53 257V258H52ZM87 257H88V256H87ZM89 257H90V255H89ZM89 257H88V258H89ZM92 257H93V256H92ZM101 257H102V256H101ZM42 258H44V257H42ZM63 258H65V257H62V259H63ZM73 258H74V257H73ZM76 258H77V256H76ZM80 258H81V257H80ZM98 258H100V257H98ZM111 258H113L114 261L117 260L116 258H115V259H116V260H115L114 257H110V259H111ZM60 259H61V258L59 257V263H62V261H64V260L61 261ZM74 259H75V258H74ZM84 259H85V257L81 259V263H82V261H84ZM86 259H87V258H86ZM89 259H90V258H89ZM107 259H108V258H107ZM185 259H187V258H185ZM31 260L34 261L35 259H31ZM36 260H37V259H36ZM43 260H44V259H43ZM55 260H56V259H55ZM55 260H54V261H55ZM65 260H66V259H65ZM78 260H79V259H78ZM99 260H100V259H99ZM103 260H106V259H103ZM108 260H109V259H108ZM108 260L105 261V262H109ZM60 261H61V262H60ZM75 261H77V260H75ZM40 262H43V261H40ZM48 262H50V261H48ZM55 262H58V261H55ZM71 262H72V261H71ZM71 262H70V264H71ZM77 262H78V261H77ZM112 262H113V261H112ZM116 262H117V261H116ZM182 262H183V261H182ZM185 262H186V261L184 260V263H185ZM191 262H192V261H191ZM191 262H188V263L190 264ZM30 263L32 264V262H30ZM33 263H34V262H33ZM43 263H44V262H43ZM46 263H45V264H46ZM63 263H64V262H63ZM65 263H66V262H65ZM68 263H69V262H68ZM72 263H73V262H72ZM110 263H111V262H110ZM179 263H181V262H179ZM186 263H187V262H186ZM193 263H194V262H193ZM261 263H263V262H261ZM36 264H38V262H37ZM41 264H42V263H41ZM56 264H58V263H56ZM73 264H74V263H73ZM82 264H83V263H82ZM84 264H85V263H84ZM181 264H182V263H181Z\"/></svg>",
    "mask_w": 264,
    "mask_h": 264
}]
</instances>
